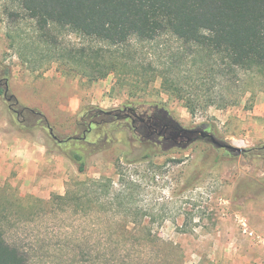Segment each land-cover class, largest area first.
<instances>
[{
  "label": "rangeland",
  "instance_id": "rangeland-1",
  "mask_svg": "<svg viewBox=\"0 0 264 264\" xmlns=\"http://www.w3.org/2000/svg\"><path fill=\"white\" fill-rule=\"evenodd\" d=\"M10 1L17 6L0 0V63L10 69L6 97L0 91V224L25 264H264V247L234 217L245 215L264 233V78L236 70L214 89L227 105L193 114L161 91L159 81L130 96L112 73L91 80L59 69L36 43L30 20L21 15L11 22L3 14ZM57 39L66 46L92 43L66 30ZM178 47L174 36L162 34L144 45L141 57L162 62ZM154 106L183 127L205 125L245 151L203 139L165 149L141 142L115 120L92 125L87 142L108 138L100 150L83 151L81 173L66 153L71 144H58L47 126L20 125L17 113L39 111L57 138H66L82 136L89 122L83 115L92 107ZM143 145L149 158H138ZM126 154L137 159L126 161Z\"/></svg>",
  "mask_w": 264,
  "mask_h": 264
},
{
  "label": "trees",
  "instance_id": "trees-1",
  "mask_svg": "<svg viewBox=\"0 0 264 264\" xmlns=\"http://www.w3.org/2000/svg\"><path fill=\"white\" fill-rule=\"evenodd\" d=\"M14 1L17 6L11 1L3 4V14L11 22L21 15L30 20L36 43L46 48L59 69L91 80L112 73L115 84L125 86L130 96L159 81L161 91L193 114L199 107L227 105L224 98L222 102L217 99L214 89L227 83L236 70L264 78V0ZM62 30L77 33L92 43L63 45L57 39ZM162 34L174 36L179 47L162 62L141 57L144 45L155 42ZM9 75V67L0 63L2 92ZM17 113L22 126L49 127L45 116L35 109L22 107ZM108 115L94 107L85 112L83 118L89 122L82 132L84 138H57L53 132L58 144H71L66 153L81 173L85 171L83 151L100 150L108 138L106 133L87 142L86 135L92 125H112ZM150 156L143 145L138 158ZM124 158L137 159L129 154ZM25 263V255L7 242L0 224V264Z\"/></svg>",
  "mask_w": 264,
  "mask_h": 264
},
{
  "label": "flooded vegetation",
  "instance_id": "flooded-vegetation-1",
  "mask_svg": "<svg viewBox=\"0 0 264 264\" xmlns=\"http://www.w3.org/2000/svg\"><path fill=\"white\" fill-rule=\"evenodd\" d=\"M128 108L129 107H126L117 112L113 111L108 115L110 120L124 121L126 124H128L132 131L140 134L139 137L142 140L145 141V139H147L146 142L150 141L155 145L159 144L165 149L174 146L182 147L184 142L174 137L173 128L171 127V118L162 107L159 108L154 106L150 108H144L142 110H137L135 107H133L134 111H128ZM117 113H119V115H117ZM196 129H205L213 134V132L205 125ZM84 137L85 132L83 133L82 138Z\"/></svg>",
  "mask_w": 264,
  "mask_h": 264
},
{
  "label": "water",
  "instance_id": "water-1",
  "mask_svg": "<svg viewBox=\"0 0 264 264\" xmlns=\"http://www.w3.org/2000/svg\"><path fill=\"white\" fill-rule=\"evenodd\" d=\"M8 91V84L7 81L5 82L4 86V92L3 95L6 97ZM7 101L11 100V96L6 98ZM128 111H134L133 107H129L127 109ZM106 114H111L113 111L108 110V111H103ZM119 115V113H117ZM171 127L173 128V134L176 139H179L180 141L184 142L182 144V147L185 148L188 146L190 143L196 141L197 139L200 140H205L207 142H210L212 145H214L217 148H224L229 152H235L236 154H241L242 152L245 151L243 147H238V146H233L231 144H228L226 142H223L219 139H217L214 134L208 132L205 129H196V128H186L178 124L176 121L171 119ZM49 133L53 138H56L53 134V129L49 126L48 127Z\"/></svg>",
  "mask_w": 264,
  "mask_h": 264
},
{
  "label": "built area",
  "instance_id": "built-area-1",
  "mask_svg": "<svg viewBox=\"0 0 264 264\" xmlns=\"http://www.w3.org/2000/svg\"><path fill=\"white\" fill-rule=\"evenodd\" d=\"M235 220L240 226L242 233L254 240L256 244L264 247V233H259L253 230L249 224L247 217L240 213L234 214Z\"/></svg>",
  "mask_w": 264,
  "mask_h": 264
},
{
  "label": "crops",
  "instance_id": "crops-1",
  "mask_svg": "<svg viewBox=\"0 0 264 264\" xmlns=\"http://www.w3.org/2000/svg\"><path fill=\"white\" fill-rule=\"evenodd\" d=\"M73 102H76V101H73ZM0 141H1V138H0ZM43 147H41L40 145H39V149H42ZM44 153V152H43ZM15 154V153H14Z\"/></svg>",
  "mask_w": 264,
  "mask_h": 264
}]
</instances>
